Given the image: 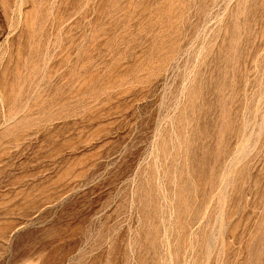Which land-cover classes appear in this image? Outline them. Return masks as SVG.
Instances as JSON below:
<instances>
[{"label": "rangeland", "instance_id": "374dc122", "mask_svg": "<svg viewBox=\"0 0 264 264\" xmlns=\"http://www.w3.org/2000/svg\"><path fill=\"white\" fill-rule=\"evenodd\" d=\"M0 264H264V0H0Z\"/></svg>", "mask_w": 264, "mask_h": 264}]
</instances>
